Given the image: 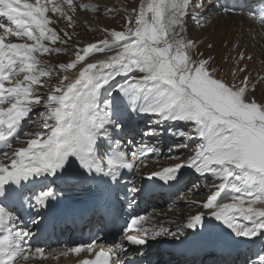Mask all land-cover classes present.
I'll return each mask as SVG.
<instances>
[{
	"label": "snow or ice",
	"instance_id": "snow-or-ice-1",
	"mask_svg": "<svg viewBox=\"0 0 264 264\" xmlns=\"http://www.w3.org/2000/svg\"><path fill=\"white\" fill-rule=\"evenodd\" d=\"M63 2L75 11L72 0ZM193 6L202 7L203 0L199 4L194 0H148L141 4L134 26L129 18L124 31L110 32L111 40L78 50L75 59L59 65L65 72L76 69L75 80L65 85L68 77L64 76L59 86H52L51 93L42 96L34 86H44L41 77L52 73L38 67L37 54L62 51L46 47L43 41L61 39L48 27L51 21L47 13L63 15V9L53 0H0V155L8 157L7 163H0V264H15L21 256L28 258L21 249L23 238L31 232L18 228L21 218L10 206L34 211L30 220L34 227L49 222L54 227L55 222H46L42 213L57 199L53 187L57 181L107 185L118 180L121 169L135 167L137 152L132 151L133 160L128 161L123 142L112 136L134 115L154 117L158 124L190 126L191 133L178 129L176 137L199 141L186 164L164 168L148 179L178 181L183 168L197 175L211 174L220 181L217 191L199 205L208 210V219L219 222L236 237L264 235V210L253 207L264 203V99L250 94L247 76L239 83L229 82L217 74L208 59L193 57L194 42L185 41L178 31L186 18L198 19V14L188 11ZM6 37L22 42H5ZM106 49L120 50L108 62H91V53ZM41 104L43 109L33 121L34 106ZM26 122L46 131L33 134L35 138L28 139L26 147L12 150L9 156L13 142L24 134ZM145 151L146 146L140 155ZM129 191L135 194L138 189L133 186ZM222 193H231L232 202L219 203ZM143 219L131 218L124 231L136 229L147 237L149 229L140 223ZM238 220L252 226H242ZM204 225L205 217L198 213L185 227L199 236ZM191 234L181 229L152 230L156 237ZM124 241L108 251H95L93 258L82 259L80 264H122L121 252L126 255L129 246H136L132 250L144 255L145 238L125 235ZM174 243L183 245L185 239H175ZM35 251L40 253L41 249ZM82 251L92 254L93 246L71 249L73 253ZM259 264H264V256Z\"/></svg>",
	"mask_w": 264,
	"mask_h": 264
},
{
	"label": "rangeland",
	"instance_id": "rangeland-1",
	"mask_svg": "<svg viewBox=\"0 0 264 264\" xmlns=\"http://www.w3.org/2000/svg\"><path fill=\"white\" fill-rule=\"evenodd\" d=\"M75 1L72 0L73 6L76 5L81 8L76 9V7L74 6L75 11L73 12L68 8V5L64 3L66 8L62 9L68 10H63L64 16H62V19H59V17L50 19L48 16L51 21L48 27L52 28V26H54L55 30L57 28L58 32H61L57 33V35L61 39L57 40L54 43L45 40L43 41V43L46 47L58 48L62 49V51H60L59 53L53 52L51 54L43 55L37 54V58L40 61L38 67L52 73L50 76L41 77V79L46 82L44 86H34L38 89V93L42 96L50 94L52 91V86H59L61 81L63 80V77L67 76L69 78L70 73L75 70L71 69L65 72L60 69L59 65L71 62V60L75 58L74 55L77 48H79L80 50L83 46L82 44L87 40H90L93 43H100L105 40H111L110 32L113 30L124 31L128 27L127 20L129 18L132 19V26H134L136 12L139 11L141 4L147 3L145 0ZM54 2H56V0ZM61 2L62 1H59L58 3ZM204 2L205 0H203V4ZM212 2L218 3L215 0ZM199 3L200 0H196V4ZM85 4L89 5L90 7L87 9L82 7ZM97 8L99 9L98 11L94 10ZM212 9L208 10L207 8V14L209 16H212V14H214V11H212ZM249 14L251 13H243L242 15H245V17H249ZM205 19V21L200 22L199 20H202V17H198V19H192L188 17L185 20V23L189 24V26H186L185 24V27L178 30L180 36L185 41L194 42L191 49L193 57L196 59H208L211 65L216 68L217 74L221 77H224L229 82L239 83L241 78L247 76L248 89L250 94L254 95L257 100L264 99V75H261L260 73L264 69V29L262 30L260 26L254 24V21L247 24L246 20L243 21L244 16L239 20V15L236 16L232 13H230L228 18H225V20L223 18L221 19V17L217 19V17L214 15L211 18ZM242 24H244L243 27ZM210 45L211 47H209ZM119 50L120 49H106L104 51H96L95 53L97 55L94 53L92 57L94 58L103 56L105 53L112 55V53H116ZM237 68L246 69V71L242 73L237 72ZM234 72L235 76L233 75ZM67 80L63 81L65 85L67 83ZM42 109L43 104L34 106L33 113L31 114L32 118L34 115L33 121L37 119L38 114ZM181 130H183V126ZM44 131H46L45 128L35 127L31 123L24 134L19 138L16 146L10 149L9 156L11 155L12 150L23 147V145H26V141L28 139L35 138L33 134L41 133ZM186 133H190V131ZM169 138L172 146L169 149L167 148V150L172 151L171 155L174 156L178 161L182 160L187 162L188 157L194 154L196 146L199 143V141L197 140L196 144L194 139L189 141L186 138L176 139V137H173L175 138L173 139L172 136H170ZM187 145H192V147H190L186 151L185 148ZM156 148L162 149V147L156 145L154 149L151 150L150 154H155ZM185 151L186 153L184 154V157L181 153ZM158 157L159 159L170 158V156H168L164 152H161L160 156ZM4 160L8 161V157H5ZM162 162L163 159H161V163ZM191 178H194V176L192 175ZM204 179L205 180L198 182L194 180L196 183H194L193 188L190 190V196H188L189 192L187 188L181 194V196L183 197L188 196L187 198H181L179 201H173V205L177 202H180V204L176 206V209L171 208V206L167 208L165 207V209H167L165 210L166 212H168V209L171 208L169 210L171 213L169 212L168 215L166 214L164 217L162 216L163 219L161 220L163 222L161 223V225H159L158 228L156 227V230L170 229L173 226L176 229L179 224L182 223L181 216H183L184 214L203 212V209L201 208V206H199L200 203L205 201L210 195L217 191L216 187L213 189V185H218L220 183V181L213 176L211 178L205 177ZM155 210L157 211L158 209L155 208ZM161 213L162 215L165 214L164 211H159V213L155 215V219H158V217L161 216ZM153 222L155 223V220H153ZM167 226L169 228H167ZM149 232H152V230H150ZM164 236L166 235H161L159 237L153 236V238L160 239ZM256 261L259 264L258 257L256 258Z\"/></svg>",
	"mask_w": 264,
	"mask_h": 264
},
{
	"label": "bare ground",
	"instance_id": "bare-ground-1",
	"mask_svg": "<svg viewBox=\"0 0 264 264\" xmlns=\"http://www.w3.org/2000/svg\"><path fill=\"white\" fill-rule=\"evenodd\" d=\"M146 2H148V0H145ZM207 1V2H206ZM212 1H214V0H212ZM211 0H205V6L204 7H200V8H197L196 9V11L198 12V17H202V20H199L200 22H202V21H205L206 19L205 18H211L213 15L214 16H216L217 17V19L218 18H220L221 17V19L223 18L224 20H225V18H228V16L230 15V12H226L225 10H222V8H224L225 7V5H226V1L225 0H220L218 3H213ZM194 4H196V0H194ZM208 8V10L209 9H212V11H214V14H212V16H209L208 14H207V8ZM216 8V9H215ZM201 9H203V10H201ZM220 12H219V11ZM210 13V12H209ZM222 13V14H221ZM47 16H49V12L47 13ZM243 16H244V19H243V21L244 20H246V22H247V24H249V22H252V21H254V18H253V20L251 19V17H249V18H247V17H245V15H239V20L241 19V18H243ZM231 18V17H230ZM187 19V18H186ZM228 20V19H227ZM229 21V20H228ZM230 22V21H229ZM194 23H196V22H194ZM254 23V22H253ZM186 24V26H189V24H187V23H185ZM211 24V23H210ZM255 24V23H254ZM244 26V24H242V27ZM239 29V28H238ZM261 29L263 30L264 28H262L261 27ZM179 30V29H178ZM1 33H2V31H1ZM8 38H10V37H8ZM112 39V38H111ZM252 39V38H251ZM90 43V44H94L92 41H90V40H87L86 42H84L82 45V48L83 47H85V45H86V43ZM81 48V49H82ZM79 50V48H77L76 49V53H77V51ZM76 53H75V55H76ZM93 54H94V52L93 53H91L90 54V59H91V62H99V61H105V62H108V59H109V57H111V56H114L116 53H112V55L111 54H108V53H105L103 56H98V57H92L93 56ZM81 63H83V62H81ZM261 73V75H264V69H263V71H261L260 72ZM76 76H78V71L75 69L74 71H72L71 73H70V75H69V78H68V80H67V83H71V82H73L74 80H75V78H76ZM117 80H123V78L122 77H117ZM66 83V84H67ZM5 106H7V105H5ZM153 139V138H152ZM154 140V139H153ZM195 140V143L197 144V140L196 139H194ZM155 141V140H154ZM167 142H168V149L172 146V143H171V141L170 140H167ZM23 147H26V146H23ZM160 147H162V149H164V147H166V145L165 144H161V146ZM190 147H192V145H187L186 146V148H185V150L187 151ZM168 151H170V150H168ZM186 151L185 152H183V153H181V154H183V156L185 157V153H186ZM172 152V151H171ZM181 158V157H180ZM4 159V158H3ZM182 159V158H181ZM178 163H175V164H173V163H165L164 165H162V168L160 169V171L162 170V169H164V168H168V167H172V166H174V165H176V164H186L187 162L186 161H182V160H180V161H178V160H176ZM8 162V161H7ZM7 162H5V163H7ZM192 170H190V169H188V168H183V169H181V173H180V175H182L183 177H187V178H191L192 177ZM215 186H216V184H214L213 185V189L215 188ZM231 193H229V194H227V195H229L228 197H224L223 195H225V194H223L222 193V195H221V198H219L218 199V202L219 203H221V204H223V203H230V202H232L231 201V195H230ZM253 207H255V208H257V209H260V210H264V203H257L256 205H253ZM202 208V207H201ZM203 209V208H202ZM160 212H162V211H160ZM149 213H151L149 216H153L154 218H155V215L157 214V213H159V212H156V211H154V210H152L151 209V211L149 212ZM171 213V212H170ZM199 213H202L204 216H206V217H208V210H206V209H203V212H199ZM196 214H198V213H186V214H184L183 216H181L182 217V224H183V228L185 227V225H186V223H187V221H188V219L190 218V217H192V216H194V215H196ZM168 215V214H167ZM162 213H161V216L160 217H158V218H162ZM145 217H146V215H145ZM168 217V216H167ZM170 217V216H169ZM213 221L214 222H216L217 223V221H215L214 219H213ZM215 223V224H216ZM238 223H240L242 226L243 225H248L249 227H251L252 225L250 224V223H247V224H244L243 223V221H241V220H238ZM161 225V224H160ZM176 227V226H175ZM226 233H229V230L228 229H226V231H225ZM230 234V233H229ZM232 237H234V238H236V236L234 235V234H230ZM238 238V237H237ZM62 247H58V248H55V249H53V251H54V253H56V255H55V257H53L52 255H50V252L49 251H45V252H40V253H38V252H33L32 254H29L28 255V258L26 259V263H28V264H37V263H40V264H47V263H52V260L53 259H55L58 255H57V253H61V251H59L58 249H61ZM65 251H71L70 250V248H65Z\"/></svg>",
	"mask_w": 264,
	"mask_h": 264
}]
</instances>
